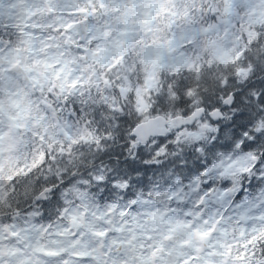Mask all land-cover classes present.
Here are the masks:
<instances>
[{"label": "snow or ice", "instance_id": "6c2138e0", "mask_svg": "<svg viewBox=\"0 0 264 264\" xmlns=\"http://www.w3.org/2000/svg\"><path fill=\"white\" fill-rule=\"evenodd\" d=\"M0 264H264V0H0Z\"/></svg>", "mask_w": 264, "mask_h": 264}]
</instances>
